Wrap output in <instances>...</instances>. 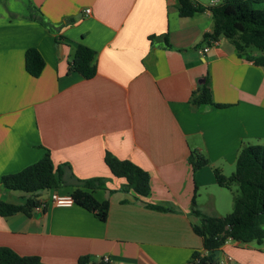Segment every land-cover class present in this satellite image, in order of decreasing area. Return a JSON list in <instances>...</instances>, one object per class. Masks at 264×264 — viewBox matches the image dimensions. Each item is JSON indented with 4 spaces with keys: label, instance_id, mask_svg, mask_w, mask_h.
<instances>
[{
    "label": "crops",
    "instance_id": "1",
    "mask_svg": "<svg viewBox=\"0 0 264 264\" xmlns=\"http://www.w3.org/2000/svg\"><path fill=\"white\" fill-rule=\"evenodd\" d=\"M194 1L204 10L181 17L177 0H0V178L49 151L74 176L59 194L76 179L101 178L93 195L109 202L101 221L39 195L36 206L0 215V246L42 264L82 256L87 264H191L194 251L206 254L191 200L195 193L205 215L232 208L213 168L229 176L243 145L264 144V67L225 37L198 53L212 27L209 6L221 0ZM79 44L95 52L91 78L70 70ZM29 48L44 61L37 77L25 67ZM205 78L213 104L193 105ZM192 150L208 164L193 171ZM106 151L148 172L146 197L121 190ZM26 196L0 184V200L24 204ZM218 250L212 264H264V243L228 240Z\"/></svg>",
    "mask_w": 264,
    "mask_h": 264
},
{
    "label": "trees",
    "instance_id": "2",
    "mask_svg": "<svg viewBox=\"0 0 264 264\" xmlns=\"http://www.w3.org/2000/svg\"><path fill=\"white\" fill-rule=\"evenodd\" d=\"M177 11L181 17H190L204 10L194 0H177ZM212 16L211 30L204 34L209 43L220 37L228 39L238 55L245 56L255 64L264 67V0H221L209 6ZM157 36H149V39ZM158 37L166 38L165 35ZM95 52L84 44H79L70 63V70L91 78L96 73L93 63ZM44 66L39 52L29 48L25 52V67L28 73L37 77ZM193 105L213 104L208 80L198 85L192 92ZM220 106L221 104H216ZM193 171L208 164L207 158L197 150L190 151L187 158ZM104 162L113 177L121 178L123 191H133L137 196L146 197L150 192V176L146 170L127 159H119L109 151L105 152ZM65 165L55 166L49 151L35 163L15 173L2 175L0 184L11 191H21L26 196L24 204L0 200V215L7 216L38 204L37 197L44 190L56 191L70 185L74 176L68 173ZM218 186L231 188L237 185L233 197V210L226 215H205L196 206L195 193L191 200V212L200 218V224L193 225L194 232L202 238L203 251L193 252L191 264H212L209 254L218 250L226 241L237 240L244 243L255 241L264 243V144H245L237 155L235 169L224 175L213 168ZM76 179V178H75ZM76 187L70 195L74 204L79 205L101 221L107 218L109 202L98 201L93 192L103 187L101 178L76 179ZM153 209L168 210L169 206L146 203ZM82 256L76 264H87ZM102 263V262H100ZM0 264H42L38 256L20 255L9 247L0 246Z\"/></svg>",
    "mask_w": 264,
    "mask_h": 264
},
{
    "label": "built area",
    "instance_id": "3",
    "mask_svg": "<svg viewBox=\"0 0 264 264\" xmlns=\"http://www.w3.org/2000/svg\"><path fill=\"white\" fill-rule=\"evenodd\" d=\"M86 11L88 12L89 10H86ZM215 42L216 40H211L208 44L198 49V53L200 54L205 53L207 49L210 47V45L214 44ZM50 202L52 203V205H55V206H70L74 203L70 194H59L57 191H54V190L50 191ZM44 205L45 204H43V206ZM99 261L107 262L108 257L102 256L100 257Z\"/></svg>",
    "mask_w": 264,
    "mask_h": 264
},
{
    "label": "rangeland",
    "instance_id": "4",
    "mask_svg": "<svg viewBox=\"0 0 264 264\" xmlns=\"http://www.w3.org/2000/svg\"><path fill=\"white\" fill-rule=\"evenodd\" d=\"M221 190H223L222 192H223V194L225 195V199H227V200L230 201V200L234 197V195L237 193L238 188H237V185H232L231 188H223V189H221ZM17 192H19V193H21V194H24V193L21 192V191H17ZM49 192H50L49 190H44V191H42V192L40 193V195H41V196H43V195L46 196ZM24 195H25V194H24ZM232 210H233V206H232V208L229 206L228 210H225V212H222V213H223L222 215L229 214V213L232 212ZM221 211H222V210H221ZM223 211H224V210H223ZM226 211H228V212H226Z\"/></svg>",
    "mask_w": 264,
    "mask_h": 264
},
{
    "label": "water",
    "instance_id": "5",
    "mask_svg": "<svg viewBox=\"0 0 264 264\" xmlns=\"http://www.w3.org/2000/svg\"><path fill=\"white\" fill-rule=\"evenodd\" d=\"M218 253H219V250H214L213 252H211L209 254V258L212 259V258H217L218 257Z\"/></svg>",
    "mask_w": 264,
    "mask_h": 264
}]
</instances>
